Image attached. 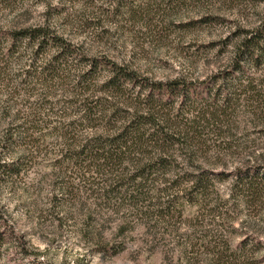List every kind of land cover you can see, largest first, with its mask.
<instances>
[{
    "label": "trees",
    "instance_id": "16d2710c",
    "mask_svg": "<svg viewBox=\"0 0 264 264\" xmlns=\"http://www.w3.org/2000/svg\"><path fill=\"white\" fill-rule=\"evenodd\" d=\"M22 15L0 23V144L30 146L14 149L9 160L0 161V175L24 178L34 167L35 151L44 149L36 144H46L53 136L61 146L50 170L41 174L38 170L32 177L49 180L41 210L54 213L60 221L70 214L84 235L107 245L127 225L120 222L114 235H106L105 221L112 220L107 216L112 211L131 208L146 217L149 226L162 227L151 220L173 218L176 208L171 200L158 207L145 202L155 191L162 194L180 186L182 179H191L190 193L208 197L205 171H188V167L201 168L191 159L198 149L190 145L221 137L217 123L235 114L241 101L255 109L258 84L264 80V15L259 24L244 29L231 62L201 83L187 76L161 80L141 75L127 62L103 51L92 52L87 36L79 41L64 34L65 27H84V19L89 18L75 14L63 19L61 26L49 6L38 19L26 20ZM93 33L90 40L98 32ZM32 96L29 108L25 105ZM184 154L189 158L178 160ZM163 181L171 185L155 184ZM201 204L207 208L209 202ZM219 205L207 210L221 214ZM200 221L198 225L204 226ZM13 231L0 222V255L3 244L14 242ZM207 234L216 232L207 229Z\"/></svg>",
    "mask_w": 264,
    "mask_h": 264
},
{
    "label": "rangeland",
    "instance_id": "374dc122",
    "mask_svg": "<svg viewBox=\"0 0 264 264\" xmlns=\"http://www.w3.org/2000/svg\"><path fill=\"white\" fill-rule=\"evenodd\" d=\"M115 5L121 14L114 12ZM48 6L61 26L75 14L89 18L84 27H65L64 34L79 41L87 36L92 52L103 51L154 79L187 76L197 83L231 62L244 29L259 24L264 15V0H0V23L21 13L26 20L38 19ZM57 10L62 12L54 13ZM95 30V40H90ZM105 74L104 69L101 80ZM258 89L255 109L241 101L235 114L217 123L221 137L190 145L198 149L191 159L201 168L188 171H205L208 197L190 193L191 179H182L165 193L155 191L145 202L158 207L171 200L176 208L173 218L151 220L162 227L149 226L148 219L131 208L112 211L107 214L112 220L105 221L106 235H114L120 222L127 225L108 245L84 235L70 214L60 221L41 210L49 180L32 177L38 170H50L61 144L53 136L46 144H36L44 149L35 151L29 174L16 180L0 175V222L14 229V242L1 248L0 264H264V80ZM35 96L25 106L30 108ZM29 146L0 144V161L9 160L14 149ZM185 156L190 155L178 160ZM25 182L33 185L30 191ZM204 200L207 208L222 205L218 209L223 212L207 210ZM200 220L204 226L198 225ZM207 229L216 234H207Z\"/></svg>",
    "mask_w": 264,
    "mask_h": 264
}]
</instances>
